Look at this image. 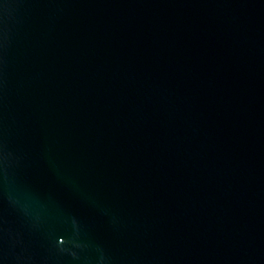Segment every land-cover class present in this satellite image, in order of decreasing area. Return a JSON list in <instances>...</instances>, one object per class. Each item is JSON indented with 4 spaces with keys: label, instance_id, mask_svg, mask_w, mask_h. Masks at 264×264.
<instances>
[{
    "label": "water",
    "instance_id": "water-1",
    "mask_svg": "<svg viewBox=\"0 0 264 264\" xmlns=\"http://www.w3.org/2000/svg\"><path fill=\"white\" fill-rule=\"evenodd\" d=\"M0 264H264V0H0Z\"/></svg>",
    "mask_w": 264,
    "mask_h": 264
}]
</instances>
